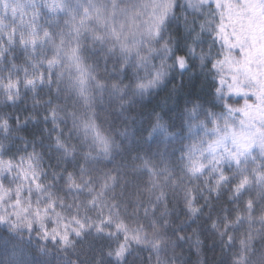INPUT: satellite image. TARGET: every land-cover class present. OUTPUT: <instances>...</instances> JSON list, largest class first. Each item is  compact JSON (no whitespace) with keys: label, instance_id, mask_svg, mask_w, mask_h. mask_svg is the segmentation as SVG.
I'll return each mask as SVG.
<instances>
[{"label":"snow or ice","instance_id":"obj_1","mask_svg":"<svg viewBox=\"0 0 264 264\" xmlns=\"http://www.w3.org/2000/svg\"><path fill=\"white\" fill-rule=\"evenodd\" d=\"M197 60L222 110L138 120ZM2 108L0 264H176L184 216L198 252L264 264V0H0Z\"/></svg>","mask_w":264,"mask_h":264},{"label":"trees","instance_id":"obj_2","mask_svg":"<svg viewBox=\"0 0 264 264\" xmlns=\"http://www.w3.org/2000/svg\"><path fill=\"white\" fill-rule=\"evenodd\" d=\"M181 24L182 21L181 23L173 26L170 32L171 36L175 38H179L181 36V34L183 33ZM205 39L207 40V37ZM208 43H210V41H208ZM208 43H205L203 45L205 50H207L208 48ZM157 47H159V45H157ZM167 62L170 64L171 60ZM155 63L159 64L160 59H157ZM205 72L206 70L201 69L198 60L190 61L189 68L182 74L179 70L171 72L169 77L167 78L165 85L155 90L151 95L146 96L142 101L143 106L138 107L137 112L134 113V115H136L137 119L139 120L141 117L146 116L152 109H156L157 111L163 109L164 113H169L174 117H178L180 114V110L185 105V103L196 98H199L200 101L206 102L204 104L206 108L217 112L221 111L222 109L218 100H212L210 95L212 91V77H206ZM216 86H219V84L217 83ZM242 102V98L234 99L233 97H231L230 99H226V103L228 105H234L236 103L238 105H241ZM213 104L216 105L215 108L212 107ZM188 106L191 107L190 104ZM0 110L6 112H14V109L12 108H2ZM29 114L33 116L36 115L35 112H31L30 100L29 112L24 113L22 118ZM29 129H32L31 124L29 125ZM204 194L208 195L207 192H205ZM212 202L216 204L217 210L221 206L231 207L227 199V194H225L220 201L213 200ZM200 203H203V201H200ZM177 211H179V209H177ZM181 219L187 220V223L191 225L190 227H186L185 229L186 233L191 237V239L187 242H183L181 246L176 249V254L179 257L176 261V264H203L206 259L210 261V264H223V257L221 256L218 249L214 256L213 253L209 251L207 245H202L199 252L197 251V248L195 247L197 235L193 233V230L197 229L200 221H197V224H192L191 220L186 216L181 217ZM199 238L201 240L204 239L203 236H200ZM207 243L210 244V242ZM148 256L149 253L146 251L141 253L142 264H156L155 257H153L152 260L149 261Z\"/></svg>","mask_w":264,"mask_h":264},{"label":"rangeland","instance_id":"obj_3","mask_svg":"<svg viewBox=\"0 0 264 264\" xmlns=\"http://www.w3.org/2000/svg\"><path fill=\"white\" fill-rule=\"evenodd\" d=\"M219 47V45L217 44V48ZM224 91L225 92H227V88L225 87L224 88ZM234 99H238V98H241V97H238V96H232ZM242 100H243V102H242V104L241 105H238L237 103L236 104H234V105H230V106H232V107H234V108H240V107H242L243 105H244V99L242 98ZM219 103H220V101H218ZM226 102V101H225ZM255 102V99L254 98H252V99H250L249 100V103H254ZM236 117H237V119H240L241 118V115L239 114V113H237L236 114ZM206 175V177H208V174L206 173L205 174ZM211 177H208V179H210ZM197 183H199V181L197 182ZM257 227H259V225H257Z\"/></svg>","mask_w":264,"mask_h":264}]
</instances>
